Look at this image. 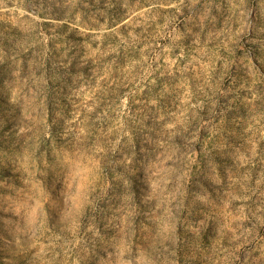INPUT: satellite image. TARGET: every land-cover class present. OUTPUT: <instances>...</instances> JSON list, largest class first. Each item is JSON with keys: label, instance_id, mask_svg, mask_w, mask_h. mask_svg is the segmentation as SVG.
<instances>
[{"label": "rangeland", "instance_id": "1", "mask_svg": "<svg viewBox=\"0 0 264 264\" xmlns=\"http://www.w3.org/2000/svg\"><path fill=\"white\" fill-rule=\"evenodd\" d=\"M0 58V264H264V0H2Z\"/></svg>", "mask_w": 264, "mask_h": 264}, {"label": "clouds", "instance_id": "2", "mask_svg": "<svg viewBox=\"0 0 264 264\" xmlns=\"http://www.w3.org/2000/svg\"><path fill=\"white\" fill-rule=\"evenodd\" d=\"M0 3H2V0H0ZM16 47L18 48L20 46L17 44ZM10 51H11L10 59L13 61V63H15L17 52L12 51V50H10ZM2 62H3V60H2V58H0V63H2ZM29 66H31V65L29 64ZM18 67H19V65H17V68ZM18 75H19L18 71L14 70L12 72L13 77H18ZM4 85L9 86V81L5 80ZM19 96H20V90L16 87H12L11 88V95L9 97V103L10 104L19 103V100H18ZM260 118L264 119V116H262ZM256 123L259 124L258 119L256 120ZM262 134H264V133H262ZM75 175L79 176L80 172L78 170H76ZM211 182L213 185H216L217 187H219L220 182L216 181L215 179H212ZM228 182H229V184H231V178H229ZM79 191H80L79 187L77 186V193L73 197V200L75 202V206L77 209H79V207H80L79 203H78ZM197 199L199 200V202L201 204H204V205L208 204V199L204 195H198ZM24 208H25V205H23V204H17L14 209L4 208L3 209L4 215L0 216V222H3L5 225H7L9 223V221L13 220V218H16V220H19L21 211ZM13 211L15 213L14 216L10 215V213ZM221 219H226V218L221 217ZM57 223H59L62 226L65 225V223H63V221H60V222L57 221ZM31 224H32V213H31V211H29L28 212L27 226L21 227L19 224H16L15 233L12 234L15 247L20 248L25 244H27L28 247H32L34 245L35 238L37 237V232L32 230ZM216 230H218V229H216ZM175 231H176V229H174V234H175ZM241 235H243V233H241ZM233 239L238 240L239 236H237L235 233H233ZM5 245L7 246V241H5ZM157 264H158V262H157ZM242 264H246V261H242Z\"/></svg>", "mask_w": 264, "mask_h": 264}]
</instances>
